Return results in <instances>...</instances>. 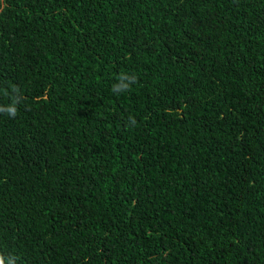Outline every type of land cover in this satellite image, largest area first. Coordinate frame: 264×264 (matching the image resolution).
<instances>
[{
	"label": "trees",
	"instance_id": "16d2710c",
	"mask_svg": "<svg viewBox=\"0 0 264 264\" xmlns=\"http://www.w3.org/2000/svg\"><path fill=\"white\" fill-rule=\"evenodd\" d=\"M0 256L264 264V0H0Z\"/></svg>",
	"mask_w": 264,
	"mask_h": 264
},
{
	"label": "clouds",
	"instance_id": "9594fccd",
	"mask_svg": "<svg viewBox=\"0 0 264 264\" xmlns=\"http://www.w3.org/2000/svg\"><path fill=\"white\" fill-rule=\"evenodd\" d=\"M126 79L127 81L129 82H126ZM136 79V77L133 75L131 77H125L124 75H122L120 77V82L116 85L113 86V91L114 93H119V92H123V91H127L130 89V83L131 82H134ZM8 113L12 116H15L16 114V108L14 106H11L8 108ZM132 123L134 124L135 121L133 119ZM0 264H4V259L2 256H0ZM9 264H14V261L13 260H10Z\"/></svg>",
	"mask_w": 264,
	"mask_h": 264
}]
</instances>
